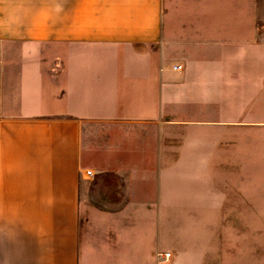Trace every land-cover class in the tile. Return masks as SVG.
I'll list each match as a JSON object with an SVG mask.
<instances>
[{"label": "crops", "instance_id": "1", "mask_svg": "<svg viewBox=\"0 0 264 264\" xmlns=\"http://www.w3.org/2000/svg\"><path fill=\"white\" fill-rule=\"evenodd\" d=\"M182 102L264 138V0H0V264L169 260Z\"/></svg>", "mask_w": 264, "mask_h": 264}, {"label": "rangeland", "instance_id": "2", "mask_svg": "<svg viewBox=\"0 0 264 264\" xmlns=\"http://www.w3.org/2000/svg\"><path fill=\"white\" fill-rule=\"evenodd\" d=\"M212 54L219 56V50ZM216 84L205 91L214 94L206 99L213 100V109L224 100V84ZM251 92L239 91L245 110L253 108L245 96ZM236 96L233 89L229 100ZM183 104L178 107L182 159L165 164L170 169L163 178L167 202L158 210L164 244L158 256L171 257L160 264H264V138L252 128L223 130L192 123L216 120V115L208 117L207 104ZM257 108L264 110V102Z\"/></svg>", "mask_w": 264, "mask_h": 264}, {"label": "built area", "instance_id": "3", "mask_svg": "<svg viewBox=\"0 0 264 264\" xmlns=\"http://www.w3.org/2000/svg\"><path fill=\"white\" fill-rule=\"evenodd\" d=\"M87 174H88V175H91V172L89 171V172H87ZM170 255H171V254H165L164 257H165L166 259H169V258H170Z\"/></svg>", "mask_w": 264, "mask_h": 264}]
</instances>
